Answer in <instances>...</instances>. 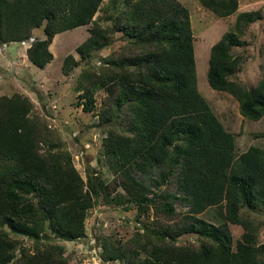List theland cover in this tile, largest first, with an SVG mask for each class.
<instances>
[{"label": "trees", "instance_id": "1", "mask_svg": "<svg viewBox=\"0 0 264 264\" xmlns=\"http://www.w3.org/2000/svg\"><path fill=\"white\" fill-rule=\"evenodd\" d=\"M220 18L237 14L233 27L212 46L208 82L233 95L248 120L264 117V45L258 78L247 86L238 77L243 36L262 10L238 12V0H199ZM104 0H0V46L33 39L29 61L44 68L54 55L57 34L91 25L77 51L88 66L77 91L85 110L104 91L99 124L105 160L113 178L105 183L89 169L87 180L69 151L44 148L47 127L32 116L35 104L23 93L0 95V264H70L63 245L41 243L50 232L75 241L99 197L135 208L144 232L124 243H104V261L124 264H264L260 238L264 215V148L236 155L228 131L197 84L189 9L178 0H109L106 22L95 18ZM43 27L44 38L33 37ZM116 32L126 43L101 65L92 49L106 47ZM80 65L65 57L62 72ZM130 206V207H129ZM223 206V225L200 217ZM228 224L244 229L235 241ZM186 234L198 241L179 242ZM14 236L35 241L34 250Z\"/></svg>", "mask_w": 264, "mask_h": 264}, {"label": "rangeland", "instance_id": "2", "mask_svg": "<svg viewBox=\"0 0 264 264\" xmlns=\"http://www.w3.org/2000/svg\"><path fill=\"white\" fill-rule=\"evenodd\" d=\"M109 0H104L95 18L106 22L110 12L106 6ZM190 11L194 36L197 84L201 94L208 100L212 110L228 131L235 135L236 155L245 152L251 146L264 148V117L260 120H248L240 112L239 101L231 94L213 89L208 82V68L211 48L229 31L237 14L220 18L211 10L205 8L199 0H178ZM238 12L262 10V17L252 23L243 36V46L238 50L243 60L238 77L247 86H252L260 73L261 47L264 45V0H238ZM91 25H85L73 30L57 34L51 45L54 58L44 68L32 64L27 58L30 42H16L0 47V95H13L16 92L28 95L35 104L32 116L39 119L46 127L48 140L44 148L54 151H69L73 162L84 180H87L89 169L98 173L100 180L108 183L113 174L105 160L103 139L108 125L99 124L98 112L104 91L96 93L95 108L85 110L86 98L80 95L76 86L80 72L88 64L87 60L77 51L90 36ZM44 38L43 27L34 30L33 37ZM41 37V38H42ZM111 44L92 49V66H99L104 57L126 43V37L116 32ZM73 54L80 65L72 75L62 72L65 57ZM126 205H115L106 202L102 196L88 212L86 219V234L75 241L57 239L53 232L48 234L41 243L54 242L64 246L65 255L70 264H124L123 260L104 261L101 257L103 244L124 243L134 237L137 232L143 233V223L150 217L138 219L135 208L126 209ZM223 206L208 208L200 217L216 225H223ZM260 238L264 242V215ZM235 241L242 238L244 229L240 225L228 224ZM14 238L29 250H34L35 241L23 237ZM197 234H186L179 242L198 241Z\"/></svg>", "mask_w": 264, "mask_h": 264}, {"label": "crops", "instance_id": "3", "mask_svg": "<svg viewBox=\"0 0 264 264\" xmlns=\"http://www.w3.org/2000/svg\"><path fill=\"white\" fill-rule=\"evenodd\" d=\"M42 36H40V38H41ZM43 38V37H42ZM13 43H16V42H13ZM9 44H12V43H9ZM9 44H3V45H1L0 47H5V46H8ZM27 53V52H26ZM27 58H28V56H27ZM29 60V59H28Z\"/></svg>", "mask_w": 264, "mask_h": 264}, {"label": "built area", "instance_id": "4", "mask_svg": "<svg viewBox=\"0 0 264 264\" xmlns=\"http://www.w3.org/2000/svg\"><path fill=\"white\" fill-rule=\"evenodd\" d=\"M33 39H31L29 42L31 43V41H32ZM27 42V41H26ZM26 42H23V44H26Z\"/></svg>", "mask_w": 264, "mask_h": 264}]
</instances>
